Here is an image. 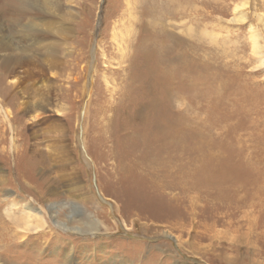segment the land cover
I'll use <instances>...</instances> for the list:
<instances>
[{
    "label": "rangeland",
    "instance_id": "obj_1",
    "mask_svg": "<svg viewBox=\"0 0 264 264\" xmlns=\"http://www.w3.org/2000/svg\"><path fill=\"white\" fill-rule=\"evenodd\" d=\"M240 2L0 0V264H264Z\"/></svg>",
    "mask_w": 264,
    "mask_h": 264
},
{
    "label": "bare ground",
    "instance_id": "obj_2",
    "mask_svg": "<svg viewBox=\"0 0 264 264\" xmlns=\"http://www.w3.org/2000/svg\"><path fill=\"white\" fill-rule=\"evenodd\" d=\"M242 2L237 3L234 5L232 13L233 17L231 18L232 22H242L246 15L248 14V8H252L256 11L257 8H254L255 6V0H240ZM247 5V6H246ZM253 16H255L258 23H252L250 22L249 25V39L251 41V53L256 57L257 62L263 64L264 63V41H260V36L262 40H264V14L261 13H254ZM203 32L201 34L206 35L209 37V39L214 40L215 36L213 33L207 32L205 30H202ZM26 210L33 211L30 207H26ZM37 217V216H35ZM40 217V216H39ZM251 221V220H250ZM95 224V223H94ZM92 223L86 222V226L92 227Z\"/></svg>",
    "mask_w": 264,
    "mask_h": 264
}]
</instances>
